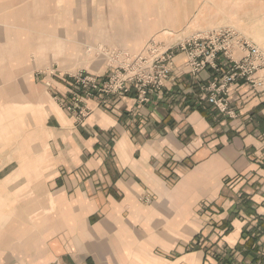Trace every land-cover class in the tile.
Here are the masks:
<instances>
[{
  "label": "crops",
  "instance_id": "obj_1",
  "mask_svg": "<svg viewBox=\"0 0 264 264\" xmlns=\"http://www.w3.org/2000/svg\"><path fill=\"white\" fill-rule=\"evenodd\" d=\"M71 1L0 0V264H264V71L231 115L184 52L144 104L86 100L79 120L57 102L82 50L219 28L264 50V0Z\"/></svg>",
  "mask_w": 264,
  "mask_h": 264
},
{
  "label": "built area",
  "instance_id": "obj_2",
  "mask_svg": "<svg viewBox=\"0 0 264 264\" xmlns=\"http://www.w3.org/2000/svg\"><path fill=\"white\" fill-rule=\"evenodd\" d=\"M174 50L186 54L193 75L207 67L220 73L208 86L209 92L204 97L220 113L233 114L228 109V99L240 80L253 89L263 83L256 73L264 71V50L244 40L231 28H219L191 35L171 46L151 40L143 52L126 60L122 70L114 71L105 79L92 74L76 73L72 77L73 85L69 91L71 102L67 105L64 102L63 105L61 102L59 104L62 108L74 111L82 105L84 116L91 109L85 105V101L93 100L94 93L126 95L131 91L134 92L136 103L144 104L150 100V94L161 90L170 77ZM237 50L243 51L239 57L236 55ZM93 101L99 106L97 99Z\"/></svg>",
  "mask_w": 264,
  "mask_h": 264
},
{
  "label": "rangeland",
  "instance_id": "obj_3",
  "mask_svg": "<svg viewBox=\"0 0 264 264\" xmlns=\"http://www.w3.org/2000/svg\"><path fill=\"white\" fill-rule=\"evenodd\" d=\"M92 3H94L93 0H92ZM79 4H82V0L80 2L73 1V0L71 1V9H72V12L74 10H79L80 8H82V7H80ZM76 20H77V18H76ZM199 33H201V32H195L193 34L187 35L186 37H189V36L195 35V34H199ZM151 40H153V41H155V42H157L159 44L165 45V46H171V45H173V43L169 42V40H166L169 43H167V42L166 43L165 42L161 43L162 37L159 34H154L152 37H150L149 41H151ZM252 44L253 45H256L254 43H252ZM139 48H137L136 50L128 49V48H125V47H123V48H121V47H119V48H113L112 47V49H109V48L102 49L103 51L101 52V54H103L104 56H102V55L100 56L98 49H91V50L88 51V53L86 55H84L85 54V50H82V51H84L83 58H82V60H83L82 61V65L81 64H76L74 67H71L67 73H70L69 76L71 78L76 73H82V74H86L87 73V74H92L94 76H98L101 79H105L111 73H113L114 71L122 70V68L125 67V64L127 63L126 60L128 58L134 56L135 54H137ZM159 50H163V48H160ZM178 52H180V51H175L174 50V56ZM97 53H98V55H97ZM104 66H107V69H106L107 72H105L103 75H97V74H93V73L87 72V71L99 70L101 67H104ZM62 70H68V69H62ZM55 72H57V71H55ZM83 94L84 93L82 91V96H83ZM111 96H113V95H104V94L99 95L97 93H94L92 97H93V100L97 99L99 101V106L104 107L106 104L109 103V98ZM57 102L58 103L61 102V104H62V102H64L67 105V104H69L71 102V95H70L69 101L68 100H65L62 97L59 98V96H58ZM79 106H80V108H76L75 111L74 110H67L65 108H63V110H65L71 116H75L77 119L80 120L86 114L84 116H82V105H79ZM254 246L258 247L259 245L254 244Z\"/></svg>",
  "mask_w": 264,
  "mask_h": 264
},
{
  "label": "trees",
  "instance_id": "obj_4",
  "mask_svg": "<svg viewBox=\"0 0 264 264\" xmlns=\"http://www.w3.org/2000/svg\"><path fill=\"white\" fill-rule=\"evenodd\" d=\"M256 241H257L256 238L248 240L245 244H243V246H238L237 248H239V249L246 248L247 253L249 250V252H251V254L253 255V260H255V252L258 249L256 246H254V243Z\"/></svg>",
  "mask_w": 264,
  "mask_h": 264
}]
</instances>
